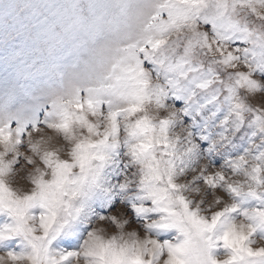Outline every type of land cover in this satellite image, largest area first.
Returning a JSON list of instances; mask_svg holds the SVG:
<instances>
[{
	"label": "snow or ice",
	"instance_id": "6c2138e0",
	"mask_svg": "<svg viewBox=\"0 0 264 264\" xmlns=\"http://www.w3.org/2000/svg\"><path fill=\"white\" fill-rule=\"evenodd\" d=\"M0 264H264V0H0Z\"/></svg>",
	"mask_w": 264,
	"mask_h": 264
},
{
	"label": "rangeland",
	"instance_id": "374dc122",
	"mask_svg": "<svg viewBox=\"0 0 264 264\" xmlns=\"http://www.w3.org/2000/svg\"><path fill=\"white\" fill-rule=\"evenodd\" d=\"M47 131V130H46Z\"/></svg>",
	"mask_w": 264,
	"mask_h": 264
}]
</instances>
